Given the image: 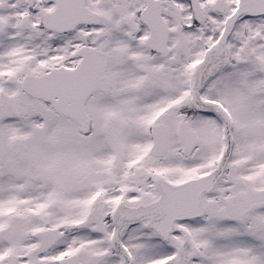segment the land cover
Instances as JSON below:
<instances>
[{
	"label": "snow or ice",
	"instance_id": "6c2138e0",
	"mask_svg": "<svg viewBox=\"0 0 264 264\" xmlns=\"http://www.w3.org/2000/svg\"><path fill=\"white\" fill-rule=\"evenodd\" d=\"M0 264H264V0H0Z\"/></svg>",
	"mask_w": 264,
	"mask_h": 264
}]
</instances>
